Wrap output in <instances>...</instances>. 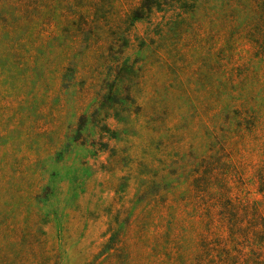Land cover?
Returning <instances> with one entry per match:
<instances>
[{
  "label": "rangeland",
  "instance_id": "obj_1",
  "mask_svg": "<svg viewBox=\"0 0 264 264\" xmlns=\"http://www.w3.org/2000/svg\"><path fill=\"white\" fill-rule=\"evenodd\" d=\"M139 1L0 2V264H175L221 147L259 198L264 123L234 114L264 105L255 3Z\"/></svg>",
  "mask_w": 264,
  "mask_h": 264
},
{
  "label": "trees",
  "instance_id": "obj_2",
  "mask_svg": "<svg viewBox=\"0 0 264 264\" xmlns=\"http://www.w3.org/2000/svg\"><path fill=\"white\" fill-rule=\"evenodd\" d=\"M155 1L158 0H140L141 8L132 9L130 17L140 18L141 10L151 9ZM253 2L264 26V0ZM254 43L262 62L259 81L263 80L264 84V30ZM243 107L234 112L236 126L250 134L256 123H264V105L261 103L251 114H248L249 107ZM260 148L262 163L251 178L255 194L259 196L256 200L248 197L249 191L241 182L231 154L225 153L222 147L213 157L200 160L197 176L192 181L195 199L189 215L195 220L192 250L179 242L174 231L164 234L165 249L167 252L174 249L173 255H168L175 264H264V140Z\"/></svg>",
  "mask_w": 264,
  "mask_h": 264
}]
</instances>
